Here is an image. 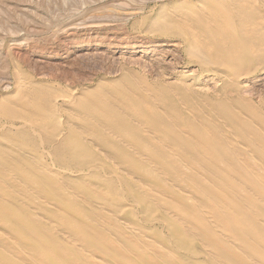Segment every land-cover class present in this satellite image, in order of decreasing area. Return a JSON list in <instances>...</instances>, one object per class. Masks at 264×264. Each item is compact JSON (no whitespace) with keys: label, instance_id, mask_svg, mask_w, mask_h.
<instances>
[{"label":"bare ground","instance_id":"bare-ground-1","mask_svg":"<svg viewBox=\"0 0 264 264\" xmlns=\"http://www.w3.org/2000/svg\"><path fill=\"white\" fill-rule=\"evenodd\" d=\"M202 1L156 25L225 77L218 97L124 70L3 98L0 264H264V100L239 86L262 67L264 0Z\"/></svg>","mask_w":264,"mask_h":264},{"label":"rangeland","instance_id":"rangeland-1","mask_svg":"<svg viewBox=\"0 0 264 264\" xmlns=\"http://www.w3.org/2000/svg\"><path fill=\"white\" fill-rule=\"evenodd\" d=\"M176 1L0 0V104L4 97H15L21 79L63 93L114 82L124 70L151 82L185 76L218 97L225 77L204 68L202 56L190 57L172 27L159 29L160 15L181 7L177 3L194 9L203 2ZM260 67L239 85L256 106L264 100V60ZM1 115V124L10 122Z\"/></svg>","mask_w":264,"mask_h":264}]
</instances>
